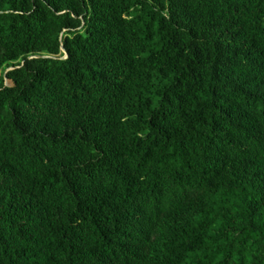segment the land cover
<instances>
[{
	"label": "trees",
	"instance_id": "16d2710c",
	"mask_svg": "<svg viewBox=\"0 0 264 264\" xmlns=\"http://www.w3.org/2000/svg\"><path fill=\"white\" fill-rule=\"evenodd\" d=\"M0 264H264V0H0Z\"/></svg>",
	"mask_w": 264,
	"mask_h": 264
},
{
	"label": "rangeland",
	"instance_id": "374dc122",
	"mask_svg": "<svg viewBox=\"0 0 264 264\" xmlns=\"http://www.w3.org/2000/svg\"><path fill=\"white\" fill-rule=\"evenodd\" d=\"M5 85H6V86H11L12 84H11V82H10V81H8V80H5Z\"/></svg>",
	"mask_w": 264,
	"mask_h": 264
}]
</instances>
